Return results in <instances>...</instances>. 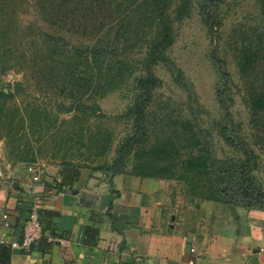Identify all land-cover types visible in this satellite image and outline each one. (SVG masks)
<instances>
[{
  "label": "rangeland",
  "instance_id": "obj_1",
  "mask_svg": "<svg viewBox=\"0 0 264 264\" xmlns=\"http://www.w3.org/2000/svg\"><path fill=\"white\" fill-rule=\"evenodd\" d=\"M78 1L77 21L71 19L70 26H63L65 30L61 23L56 25L49 14L52 5L44 0H0V92H15L16 84H20L15 101L18 105L14 106L36 109L37 123L41 121L44 129L23 132L20 141L18 134L13 145L20 147L14 154L15 146L10 145V138L0 135V199L5 187L16 182L18 168L28 164L37 174L41 172L43 178L48 176L46 168L63 171L67 159L74 157V169L110 178L117 172H134L138 148L150 150L171 140L182 159L209 151L212 176L219 177L172 180L177 189L175 196L182 205L198 202L199 208L194 209L202 215V204L211 200L213 182V188L220 192L216 193L219 202L248 213H264V121L262 125L253 122L252 110L245 102L250 85L238 68V49L245 37L256 39L260 62L255 79L256 87L262 92L264 41L257 39L264 25L260 0H192L191 15L173 24L174 45L160 64L153 67L159 87L152 92L143 115L132 117L127 115L139 95L135 81L147 76L142 64L146 51L143 32L149 27L143 25L140 27L143 35H132L134 38L119 45L117 28L110 22L104 25L96 22L102 15L118 20L115 15L121 0H101L102 4L110 3L103 14L98 13L94 0ZM174 2L173 8L178 0ZM143 16V12H138L133 16L134 23ZM101 40L104 47L106 42L110 45L104 48L108 52L106 64L115 68L123 67L122 61L125 64L123 71L115 68L108 71L113 80L118 78L111 87L106 84L108 79L102 80L105 94L98 92V86L90 87L83 98L87 106L100 107L103 117H90V114L77 117L76 112H62L58 103L71 106L62 91L73 83L65 76L64 66L77 59H72L74 52L70 59L65 52L54 63L49 55L53 46L61 42L69 50L74 47L85 50ZM78 61L77 77L85 84L92 76L91 70L86 60ZM41 69L46 71L44 76L40 75ZM11 77L17 78L14 83L9 81ZM29 102L36 105H26ZM49 124L54 125L50 133L46 131ZM224 128L228 129L226 133ZM193 137L201 141V147L193 146L196 142ZM102 148L105 153L99 157ZM120 151L126 154L122 162L118 160ZM181 158H175L174 162H180ZM181 169L182 165L175 171L181 173Z\"/></svg>",
  "mask_w": 264,
  "mask_h": 264
},
{
  "label": "crops",
  "instance_id": "obj_2",
  "mask_svg": "<svg viewBox=\"0 0 264 264\" xmlns=\"http://www.w3.org/2000/svg\"><path fill=\"white\" fill-rule=\"evenodd\" d=\"M18 169L0 199V234L20 241L34 208L49 228L10 264H264L263 212L210 200L199 215L198 202L185 207L175 196L172 180L122 173L100 181L82 172L71 189L61 168H46L40 183L35 171Z\"/></svg>",
  "mask_w": 264,
  "mask_h": 264
},
{
  "label": "trees",
  "instance_id": "obj_3",
  "mask_svg": "<svg viewBox=\"0 0 264 264\" xmlns=\"http://www.w3.org/2000/svg\"><path fill=\"white\" fill-rule=\"evenodd\" d=\"M95 2H97L96 7L99 14H103L110 5L109 1H107L106 4L104 3L105 7L103 6L104 4H102L101 0H94V3ZM44 3L52 5L50 7L49 14L53 19H55L57 26L60 23L62 24V29L64 28L66 30V27H63L65 25L67 27L70 26L71 19L73 21L74 19L76 20V11H78L79 3L78 0H44ZM174 4V0H121L117 7L119 11L115 15V17L119 18L118 20H115L110 15L104 17L102 15L96 22H101V25L110 22L112 27H116L117 34L120 37V41H117L119 45H122L127 39H132L134 38V36L140 37L144 34L143 43L145 46H143L146 51L142 60V64L146 67L145 71L147 73V76L139 78L137 79V81H135V87L137 91H139V95L136 97L135 107L128 112L127 117H132L134 115L138 116L139 114L143 115L145 105H148V103L152 99V92L154 91V89L159 87V80L153 74V67L160 64L166 52L174 45L176 40L173 24L174 22L182 21L191 15L193 7L192 0H178V4L173 8ZM260 5L262 7L264 16V0H260ZM125 6H127V9H125ZM138 12H143L144 16L140 18L135 24V18H133V16H135ZM143 25H146L149 28L146 31L144 30L143 34H141L140 31L142 28L140 27H142ZM76 26H78V28L81 27L78 22ZM131 30L133 32H130ZM151 32H153L152 37H148L147 34ZM1 36L2 33L0 28V37ZM107 36L108 35H106V37ZM257 39L264 41V25L262 28V35L257 37ZM102 40H104V42L106 41L105 38H102ZM102 40L100 42H97V44L93 45L90 48L87 47V49H85L86 51L82 48L75 47L73 50H69L66 48V45H62L61 42H57L53 46L52 51L49 55L51 60L54 59V63H58L59 60L62 59L65 52L69 53V59L74 52L75 54L73 55L72 59H77L76 61H68V63L64 66V72L66 71L65 76L68 75V79H70L73 83H71L68 89L62 91V94H66V96H64L71 101V106L68 108L64 106L66 105L65 103H58V105H61L62 107V112H76L77 117L79 116V114H90V117L95 118L103 117L100 107L87 106L88 104L83 101V98L86 93H88L87 90L90 87L95 88L96 86H98L97 88H99L100 90L98 92L100 94H105L107 92L106 86L105 84L102 85V80H105V78L108 79V83L106 84L111 87L116 84L115 80L118 78L117 77L113 80L110 76H108V71L115 67H112L110 64H106V60L108 59V52L104 48L110 45H108V42H106V45L104 47V42H102ZM256 42V39L253 40L248 36L245 37L242 46L238 49V68L244 81H246V83L250 85V90L246 95L245 102L250 106L252 110V114L254 117L253 122L262 125V122L264 121V88L262 89V92H260L256 87V83L258 82V80L257 78L255 79V74L260 62ZM143 46L141 44V48ZM1 51L2 50L0 48V55ZM80 59L86 60V64L91 70L92 76H90L88 82H86L85 84L81 79H78L77 77L79 76L77 74V71L80 69L78 60ZM121 65L123 67H118L115 69L123 71L125 65L123 61L121 62ZM44 67H48V65L46 66V63H44ZM3 70H5V68H3ZM40 72V75L44 76L46 71L45 69H41ZM19 86L20 84H16L17 88L15 92H0V135L3 138L6 136L8 139L10 138V145L12 143V147L15 146L13 145V139H18V134H20V139H18V141H20L24 136L22 134L23 132L24 134H26V132L30 130L33 133L34 130H36L38 127L42 129L40 132H43L44 130L43 123L41 121L37 123L39 115H37L38 111L36 109L28 108L22 110L21 107L14 106L18 105L15 101L18 97L17 93L19 92ZM66 90H68V92H66ZM26 105L36 104H34L33 102H29ZM51 125L49 124L46 126V131H49V133L51 131V128L54 127V125ZM55 128L57 129L56 125ZM58 128L60 131L61 127ZM226 130L228 131V129L226 128L224 130V133L227 132ZM231 131L230 133L232 134ZM193 140L196 141L193 144L194 147L202 146L201 141H199L195 137H193ZM18 147L15 146L14 150L12 149V154L15 153V150H19ZM77 151L80 153L82 152L80 148H78ZM208 152L209 151H202L198 155L191 154L187 159H182L179 151L176 150L174 142L171 140H166L161 144L155 145V147L151 148L150 150H146L145 148H138L135 153L137 159L135 161L134 172L123 174H130L145 178H159L165 180L178 179L182 181H190L192 180L193 176H195V178L206 177L207 180L219 178L212 176L211 169L213 165L210 162ZM104 153L105 148H102L101 150H99L98 156L100 157ZM125 157L126 154L123 153V151H120L118 160L122 162L123 160H125ZM175 158H181V161L174 162ZM68 159L65 163V170L62 171L63 179L61 183L63 185H69L70 188L73 189V186L76 183L80 182L82 172L79 169L73 168V164L75 162L74 157ZM181 165V173L175 171L177 167ZM30 166L31 165L28 164L23 167H27V169H29ZM93 173L96 174V172ZM117 174L122 173H114V175ZM102 177L103 175H100V178L95 177V179H99L101 181ZM245 181L247 182V180ZM213 187L214 185L212 182L210 187V199L218 201L219 199L216 193L220 192ZM44 215L45 217H47L48 213H44ZM41 216L43 217V213H41ZM48 228L49 227L43 225L44 234L46 230H48ZM13 254V249L5 245H0V264H10Z\"/></svg>",
  "mask_w": 264,
  "mask_h": 264
},
{
  "label": "built area",
  "instance_id": "obj_4",
  "mask_svg": "<svg viewBox=\"0 0 264 264\" xmlns=\"http://www.w3.org/2000/svg\"><path fill=\"white\" fill-rule=\"evenodd\" d=\"M30 171H34L32 167ZM35 182L40 183L43 181L42 173L39 172L34 177ZM3 226L9 228L8 215H4L2 218ZM44 236L43 224L41 219V213L38 209L34 208L28 219L24 222L22 228V237L20 241H11L7 234H0V245H5L13 249L14 251H20L24 254H30L34 250L35 244L40 241Z\"/></svg>",
  "mask_w": 264,
  "mask_h": 264
},
{
  "label": "water",
  "instance_id": "obj_5",
  "mask_svg": "<svg viewBox=\"0 0 264 264\" xmlns=\"http://www.w3.org/2000/svg\"><path fill=\"white\" fill-rule=\"evenodd\" d=\"M12 76H16V75H15L14 73H12ZM16 79H17V78H12V77H11V79H10L9 81L14 83V82L16 81Z\"/></svg>",
  "mask_w": 264,
  "mask_h": 264
}]
</instances>
